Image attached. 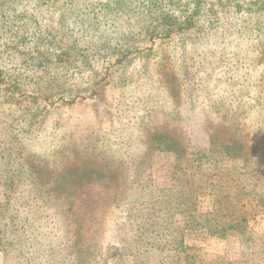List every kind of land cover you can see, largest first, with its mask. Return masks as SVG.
I'll list each match as a JSON object with an SVG mask.
<instances>
[{
    "label": "rangeland",
    "instance_id": "obj_1",
    "mask_svg": "<svg viewBox=\"0 0 264 264\" xmlns=\"http://www.w3.org/2000/svg\"><path fill=\"white\" fill-rule=\"evenodd\" d=\"M1 11L0 264H264V0Z\"/></svg>",
    "mask_w": 264,
    "mask_h": 264
},
{
    "label": "trees",
    "instance_id": "obj_2",
    "mask_svg": "<svg viewBox=\"0 0 264 264\" xmlns=\"http://www.w3.org/2000/svg\"><path fill=\"white\" fill-rule=\"evenodd\" d=\"M87 4L91 6V7L86 6V9H88V10H86V12L88 14H91L93 12L101 13L100 11H94V8H96V7H93V6H99V7H103V8L107 7L109 9L111 8L110 5H108L107 3H105V4L87 3ZM0 17L2 18V26L7 25V24H5V23H7V21H13L15 19V16H10L4 12L2 13V11L0 12ZM95 22H96L95 24L99 27V24H101V22H99V19L95 20ZM169 26H171V25H169ZM98 27L94 28V31L98 30ZM97 32H99V31H97ZM100 35L103 37L102 33ZM101 36H99V37H101ZM115 44H116V42H115ZM84 49H86V48H84ZM20 227L16 228V230H14L10 233L13 235V232H14V236H16L18 233H22ZM15 233H16V235H15ZM76 264H78V262H76Z\"/></svg>",
    "mask_w": 264,
    "mask_h": 264
}]
</instances>
